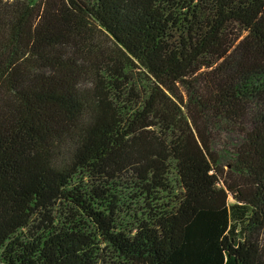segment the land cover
<instances>
[{
	"label": "trees",
	"instance_id": "obj_1",
	"mask_svg": "<svg viewBox=\"0 0 264 264\" xmlns=\"http://www.w3.org/2000/svg\"><path fill=\"white\" fill-rule=\"evenodd\" d=\"M0 264H264V0H0Z\"/></svg>",
	"mask_w": 264,
	"mask_h": 264
},
{
	"label": "rangeland",
	"instance_id": "obj_2",
	"mask_svg": "<svg viewBox=\"0 0 264 264\" xmlns=\"http://www.w3.org/2000/svg\"><path fill=\"white\" fill-rule=\"evenodd\" d=\"M36 1V0H34ZM243 133L239 128H232L226 133H221L217 137V142L215 146V153L220 162V168L223 169L224 172L229 170V166L227 163L230 161V158L233 155V148L235 145H238L239 142L242 141ZM233 200L230 199L229 203L232 204Z\"/></svg>",
	"mask_w": 264,
	"mask_h": 264
}]
</instances>
